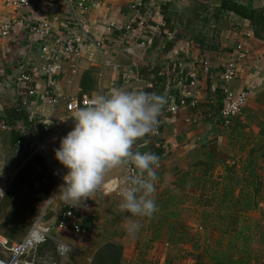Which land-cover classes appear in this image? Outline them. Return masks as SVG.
Wrapping results in <instances>:
<instances>
[{"label":"crops","instance_id":"obj_1","mask_svg":"<svg viewBox=\"0 0 264 264\" xmlns=\"http://www.w3.org/2000/svg\"><path fill=\"white\" fill-rule=\"evenodd\" d=\"M231 1L264 10V0ZM137 2L142 5L143 16H153V22L162 25L165 20L170 45L154 37L150 45L143 43L146 29L132 24L135 14L130 6ZM221 2L97 0V7L72 13L60 0H29V5L21 9L8 8L5 0H0V21L11 26L7 37L0 36V170H8L6 164L12 161V154L44 145V160L41 156L38 160L53 173L54 185L48 190L54 194L50 208L55 213L49 221L53 227L66 206L58 194V183L66 169L55 160L54 150L74 126L65 101L90 99L112 88H149V82L138 77L146 66L157 67L163 78L161 88L153 91L158 95L177 90L181 73L197 77L198 101L194 107L167 114L166 103L161 110L164 154L155 168L158 179L154 194L158 210L151 218H141L119 209L118 192L124 176V166L119 165L108 171L102 186L88 199L74 205L89 221L82 240L75 245L87 242L95 247L93 253L106 244L117 245L121 248V264H138L145 253H155L154 241L167 247L161 255L164 263L173 252H180L195 256V260L188 261L191 264H206L207 254L221 257L211 244H224L222 254L229 255L230 264L264 262L259 252L264 251V31L255 36L249 21L221 10ZM44 20L65 36L79 33L81 28L89 37L100 39L101 46L85 49L73 63L57 51L51 40L45 45L36 34ZM76 23L79 28L74 26ZM109 24L133 26L132 31L113 33L106 31ZM238 44L245 56L237 62L236 76L227 86L234 92L245 91L247 99L241 113L224 124L219 117L224 85L217 76ZM203 63L213 70L210 76L202 72ZM21 75L29 77L34 86L31 94L25 93L26 83L19 81ZM48 96L60 100L49 106L43 100ZM17 103L29 114L35 136L29 138L28 129L20 128L17 122L19 129L15 132L20 131L23 138L16 144L11 129L2 127L6 111ZM8 175L0 173V190ZM252 210L263 213L241 224L239 214ZM133 222L139 228L129 234ZM162 227L166 230L161 231ZM53 234L64 243H72L69 228H54ZM148 242L151 247L147 249ZM232 242L237 246L231 249Z\"/></svg>","mask_w":264,"mask_h":264},{"label":"clouds","instance_id":"obj_2","mask_svg":"<svg viewBox=\"0 0 264 264\" xmlns=\"http://www.w3.org/2000/svg\"><path fill=\"white\" fill-rule=\"evenodd\" d=\"M166 102L164 95L155 92L112 88L95 94L87 106L73 112L74 126L54 150L55 160L66 169L58 194L67 206L88 199L102 186L109 170L130 164L139 175L119 190L118 207L132 217L153 216L158 210L154 194L159 157L132 149L136 141L155 134ZM138 228L139 224L131 223L129 234ZM59 250L65 255L70 248L61 245Z\"/></svg>","mask_w":264,"mask_h":264},{"label":"built area","instance_id":"obj_3","mask_svg":"<svg viewBox=\"0 0 264 264\" xmlns=\"http://www.w3.org/2000/svg\"><path fill=\"white\" fill-rule=\"evenodd\" d=\"M65 6H67L70 12L75 13L76 11L84 12L88 9L97 7V0H60ZM5 5L8 8L21 9L29 5V0H5ZM141 3L137 2L130 6V10L135 14V19L132 24L146 29V41L144 44L150 45L152 43L153 34L158 31L161 27V23H155L154 27L146 26L148 20L151 17L143 16L141 14ZM131 24V25H132ZM131 25L125 27H118L113 24H109L106 27L107 32H121L122 30L128 32L132 31ZM74 26L79 28L76 23ZM11 26L9 24H4L0 21V36L5 38L9 35ZM79 33L73 34L72 36H65L59 30L52 27L51 23L47 20L41 22L40 26L35 30L36 34L42 38L43 43L46 45L49 40H51L57 48V51L62 53L63 56L70 59L71 62L77 61L83 51L89 47L98 48L101 46V40L98 38L89 37L83 32L81 28L78 29ZM250 35L246 34L245 37ZM45 51V48H43ZM245 54L243 52V47L238 44L235 48L232 58L225 64L223 70L218 73L217 79L224 86L221 87L222 91V106L219 113L220 120L224 124H229L230 121L241 113L243 106L245 105L247 99V93L245 91L234 92L227 86L231 83L237 73L236 64L238 61L244 58ZM74 67V64L72 65ZM202 72L211 75L213 70L207 65L202 64ZM179 82H177V90L181 95V100L178 105L174 104V98L169 97L167 99V106L165 110L167 113H175L179 109L194 107L197 104L198 98V82L197 77L189 72L181 73ZM19 81L30 83L29 77L21 75ZM168 91V90H167ZM32 91L29 92L31 94ZM46 104L53 106L57 104L60 100L59 97H51L48 99L43 98ZM88 98H70L65 101V109L67 112L73 115V112L79 108L85 107L88 104ZM162 124V121L160 122ZM3 129L8 128V126L3 125ZM156 138L160 139V133L158 131L154 134ZM45 150L44 145H40L37 148L39 153H43ZM141 153L145 152L144 148H140ZM124 166V176L120 180V185L123 187L126 185L131 178L139 175V171L135 169L134 166L128 164ZM160 166V159H159ZM63 183L62 178H60L58 188ZM43 215L40 219L36 220L32 226L29 228L26 235L18 243H10L6 238L0 237V250L2 254L0 255V264H35V257H30L36 251L39 246L46 244L49 241L56 243V253L60 259H65L67 255L72 251V246L80 242L82 239V229L78 222L76 216V210L73 207L65 206L62 212L61 221L58 224L49 226L44 221H42ZM54 228L57 229H67L72 232V243L66 244L61 240L56 239L53 236ZM64 245L70 248L69 252L65 255H61L60 246Z\"/></svg>","mask_w":264,"mask_h":264},{"label":"rangeland","instance_id":"obj_4","mask_svg":"<svg viewBox=\"0 0 264 264\" xmlns=\"http://www.w3.org/2000/svg\"><path fill=\"white\" fill-rule=\"evenodd\" d=\"M40 145H42V143L35 148H27L26 152L23 151L21 153L12 154V161L6 164L8 170H0V173H10L7 177V183L3 186L2 190H0V192L3 193V196L0 195V237L6 238L10 243H18L26 235L32 224L40 219L41 215H43L42 221H44V223L49 226L53 225L50 224L51 222L49 223V221H51V217L53 213H55L52 212L50 208L54 199V194L52 193L53 191L50 194L48 193V190L52 189L54 185V180L52 178L53 173L51 172V168L49 169V166L38 160V157L43 154L37 151ZM40 159H43V157ZM44 186L46 189H44ZM262 213L261 210L242 212V214H239L238 221L241 224H247V218H258ZM262 217H264V215H262ZM165 230L166 228L162 227L161 231ZM191 234L194 235L193 232H191ZM53 236L55 237V234H53ZM66 244L69 245L71 243L66 240ZM141 244L145 246L146 243L141 241ZM152 244L153 249L156 248V252L154 253L155 250H153V254L152 251L150 253H145V255L141 256L137 261L138 264L164 263V259H161V255H164V251L165 253L167 252V247L163 246V242L154 241ZM211 246L215 251L217 250V252L221 254V257H217L214 254H207V258L209 259L205 258L208 260L206 264H213L215 259L219 264H230V262H232L231 259L228 258V254H222L224 244H220L218 247L214 246V244H211ZM236 246L234 242L231 243V249ZM149 247L151 246L148 242L147 249ZM94 249L95 247L91 244H87V242L84 244L82 242L78 245H73L72 251L67 257L65 259H60L56 253V243L49 241L39 246L30 257H35V264H94L95 256L100 250L93 253ZM263 249L264 245H262V250ZM193 252L198 253V250H194ZM259 252L264 255V251L260 250ZM173 253L171 257H166L164 264H166L167 261L169 262L168 264H191V262L188 261L191 259L195 260V256L192 253H190L193 255L192 257L188 255L185 256L180 252ZM1 254L2 251L0 250V255ZM212 257L213 259H210ZM262 259H264V257ZM218 262L216 263L218 264Z\"/></svg>","mask_w":264,"mask_h":264},{"label":"trees","instance_id":"obj_5","mask_svg":"<svg viewBox=\"0 0 264 264\" xmlns=\"http://www.w3.org/2000/svg\"><path fill=\"white\" fill-rule=\"evenodd\" d=\"M219 8L223 11H228L236 14L242 19L248 20L250 25L253 27L255 36L259 37L260 33L264 31V10H254L250 9L246 6L240 5L234 1L231 0H222ZM154 18L151 16V19L147 21L146 26L148 27H154L153 24ZM163 25H161L160 29L155 32L153 35L156 39H164L167 41V44L170 45L171 41L167 38L169 37V31H167L166 22L165 20L162 21ZM133 25H131L132 27ZM153 40V39H152ZM153 42V41H152ZM139 79L147 80L150 84L149 88H145L143 91L146 92H153L157 89L161 88L162 83V77L159 75V70L157 67L153 66H146L143 68V70L138 75ZM25 83V82H21ZM32 87H34L30 83H26V94H28L30 91H32ZM164 96L166 97V100L169 97L174 98V104L178 105L181 100V95L176 89H170L167 92H165ZM52 96H48L45 99L51 98ZM21 104L17 103L16 106L12 107L8 111H6V120L5 125L8 126L11 131L14 133V141L16 144L21 142L22 140V134L20 131L15 132L17 129L16 123L19 122L18 125L20 128L23 127L27 130V134L29 135V138L33 139L35 135H32L33 131V123L29 119V114L23 111L20 107ZM165 113V112H164ZM166 114V113H165ZM171 114V113H167ZM165 116V115H164ZM159 124L156 129L160 134L162 132L163 127V120L161 119V116L158 118ZM162 121V124L160 122ZM140 148H144L145 152H151L156 154L159 159L164 154V146L161 139L156 138L154 134L148 135L138 141L133 145V151H139ZM140 152V151H139ZM263 180H264V173H263ZM63 212V211H62ZM62 212L58 213V219L57 222L61 221V215ZM76 216L78 218V222L80 224V227L82 231L87 229L89 227V221L88 219H84L82 214L76 211ZM94 264H121V248L117 245L112 244H106L103 247L100 248L98 253L95 256V263Z\"/></svg>","mask_w":264,"mask_h":264}]
</instances>
